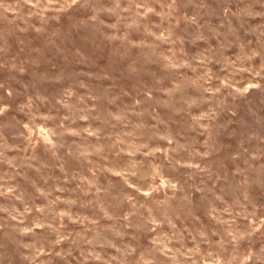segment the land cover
<instances>
[{"label":"rangeland","instance_id":"rangeland-1","mask_svg":"<svg viewBox=\"0 0 264 264\" xmlns=\"http://www.w3.org/2000/svg\"><path fill=\"white\" fill-rule=\"evenodd\" d=\"M0 264H264V0H0Z\"/></svg>","mask_w":264,"mask_h":264},{"label":"clouds","instance_id":"clouds-1","mask_svg":"<svg viewBox=\"0 0 264 264\" xmlns=\"http://www.w3.org/2000/svg\"><path fill=\"white\" fill-rule=\"evenodd\" d=\"M49 2L51 3L52 0H49ZM72 4H75L77 2V0H71Z\"/></svg>","mask_w":264,"mask_h":264}]
</instances>
